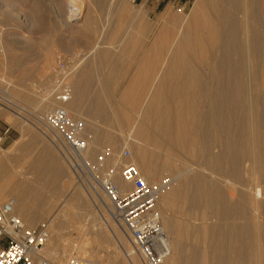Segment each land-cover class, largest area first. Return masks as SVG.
Segmentation results:
<instances>
[{"label":"bare ground","instance_id":"obj_1","mask_svg":"<svg viewBox=\"0 0 264 264\" xmlns=\"http://www.w3.org/2000/svg\"><path fill=\"white\" fill-rule=\"evenodd\" d=\"M22 1L0 0L2 5L8 7L11 16L16 19H20L21 15L18 14V11L13 13L11 8L18 6V3ZM63 1H66V5H64L66 6L65 12H59L58 10L55 12L59 16V23L63 25L73 24L77 29L83 26L81 28H85L89 33L95 37L97 36L95 46L91 51L84 54L83 52L76 53L75 68L83 60L90 59L93 56L99 57L98 54L100 55V52H103L104 57L108 59L110 51L107 53L108 50L105 47L102 50L101 46L104 44V38H102V36H105L104 33L109 37L114 35H121V38L124 37L126 42L119 49H122V51L128 49L130 51V48L134 49L142 46L140 37L143 39V36L148 31H157L152 44L145 49L146 53L140 67L130 78L121 96V98L128 100L126 105L129 104V99L131 103L133 98L135 101L132 100V103H134L136 108L138 107V110L136 109L138 116L135 120L134 118L132 120L129 119L125 114L121 118L125 124L126 133L118 132L117 138L111 132H104L101 135L97 124L90 125L83 114L85 95L82 84L84 80H81L83 75L81 73H79L80 75L77 74L78 77L69 83V87L73 92L72 98L64 106L75 117L83 119L86 125V133L91 142V147L84 152L83 157L91 162L98 161L101 155L99 153L102 152L100 149L102 144L101 137L104 136L113 147H119V141H121V145H129L132 148L129 163L139 167L148 183L155 182V179L160 174H163L161 173L163 169L171 172L174 179L169 186L162 190L158 199V208L161 213L163 226L169 235L171 247V253L166 259V264H264V221L260 220L263 213L261 209L264 206V0H197L185 15L175 13L172 7L168 6L161 14L158 22L153 24L143 22L134 26L130 25V23V26H128L127 21H124V16L127 15L124 12L126 7L125 0L121 4L119 2L117 7L114 6V0H112L113 3L110 4L109 14L106 15L108 19L109 17L111 18L109 21L113 24V27L109 30L105 28L107 25L104 27L103 24L101 27L95 24L94 21L96 15L94 13L95 11H100L99 7L103 1L102 3L99 2L100 0ZM29 8L31 12L28 13V17H38L40 21L42 20L39 30L42 37H47L50 31L44 28L43 23L45 22L43 19L46 11L43 12V9L39 10L32 5ZM54 8L56 9V7ZM136 14L139 17H143L141 9L132 13V16H137ZM40 21L38 20V22ZM77 36H79L78 33L75 37ZM130 43L133 45L130 46ZM137 49L134 50L137 51ZM153 53L157 54L159 59L156 60L154 57L153 59V55H151ZM196 58L203 59V63L208 61L209 67H211V70H207L210 74L205 72L206 76L208 75L207 80H209V85H205L206 88L204 85H200L204 80L202 75L204 72L200 73L202 76L197 75V79L199 81L202 80L201 82L195 81L200 85L198 86L197 84L198 88L197 86L195 87L198 93L193 88L194 84L193 87L190 85L193 79L197 80L194 75L198 73H196V69L191 68V66L194 67ZM86 67V72L89 74L95 69V66L91 64ZM105 79H107V75ZM53 80L50 77L47 81L43 92L36 102V106L31 105V107L35 106L39 112L37 113L42 114V117L44 112H49L50 108L60 104L55 97V91L59 90L61 81H55L53 84ZM193 89L197 93L196 95L195 93L193 94ZM13 90L16 92L14 93L15 96L21 93V90ZM27 94L26 96L28 97ZM196 96L200 98H198L199 100L203 98L207 100V104L205 103L206 105L203 106L199 105V103L197 104L195 102L196 99L195 101L192 100ZM132 103L131 106H134ZM12 106L16 105L11 104V106H5L4 109L14 112L13 115L16 117L15 125L19 120L27 128L29 127L28 124L31 125L55 147L53 148L49 145L50 143L44 140L40 141L41 153L44 156L40 154L33 159L34 176L38 174L36 178H39V173L43 174L45 170L46 173L44 182L43 180L40 182L38 179L37 186L43 185L52 194H60L62 190H68L67 192H69L71 183L63 180L67 177L65 180L69 178L71 181L72 176L65 169V160L61 157L62 154H59L57 148L59 141L55 137L56 132L47 124H44L41 121V117L32 118L31 114L36 112L34 107L27 106L22 112H17L13 110ZM195 106H200V109L197 111ZM259 106L261 107V112L257 114ZM101 113L103 121H107L108 113L106 110L103 112L101 110ZM198 114L201 115L198 116L200 119L196 118ZM4 115L6 116V112ZM198 120L201 123L203 121L208 123L204 124L203 122V125L208 126V129H206L209 132L211 131L209 133L211 140L208 144L204 142L205 140L203 142L200 141L202 142L200 143L195 138L194 140L192 139L199 132L196 135L193 132L192 134L195 136L190 137L191 134L188 130L196 131L197 127L195 126L200 124ZM194 121L199 124L193 126L194 123L192 122ZM201 126L199 125L202 130ZM203 129L204 131H202L205 133L206 129ZM207 130L206 133L208 132ZM88 131L93 134L89 135ZM203 132L200 134L203 135ZM188 138L191 139L189 142L188 140L186 141ZM19 142L21 143V141ZM28 142H31V140ZM198 144H200L199 149L198 147L195 149V146H199ZM214 148H217V151H214ZM3 151L0 148V152ZM19 151L21 152L22 150ZM46 162L52 165L48 164V166L45 164ZM189 162H192L194 166H191V164L188 167L187 163ZM114 163L112 164L113 166L117 164L116 162ZM187 168L189 169L187 170ZM245 170L250 174V183L242 179ZM115 172L114 181L123 190L128 189L129 185L122 179L118 166H116ZM30 179L26 182L21 181L18 186H7L6 183H0V198L3 199L2 195L7 191L11 197L6 200L12 202L15 213L27 225L35 226L39 220L47 218L50 235L47 243L41 248V255L51 264H65L63 262V253H67V249L62 248L63 255L56 256L59 253L58 249L63 231L61 226L66 218L74 217L70 218L74 220L77 216V211H79L78 209H81V206L85 207L82 204H79L80 207L76 206L81 191L71 194L72 198H70L69 202H72L70 204L73 211H71L72 209L69 211V205L62 204L60 210L55 212L53 201L56 195L45 198L43 191L39 194L40 196L35 195L34 190L36 187L32 184L29 185L31 183ZM213 179L226 183V186L229 183L233 184L237 190L238 199L233 202L227 201L221 187L217 185L218 183H214ZM60 180L63 181L60 184L62 189H54L53 187H56ZM75 189L77 188L75 187ZM91 191L92 194L89 195V198L91 197L93 202L91 200L92 204H87L86 206L87 210H89L88 213L92 212L91 208L95 206V211L102 216L100 217L105 222V215H108L113 220L112 207L108 199L98 189ZM244 202L253 208L254 212L252 214L245 210ZM64 204L66 203L64 202ZM64 206L68 208L66 209ZM84 210L81 212L87 214ZM205 210L211 212V218L216 219L215 224L208 225L209 221L207 222V220L209 219H207L208 214L206 215ZM174 211L187 218L175 216L176 213L174 214ZM198 211L199 213L201 211V217L197 215ZM195 216L196 218L197 216L200 217L202 222L195 226L192 225L194 227H189L186 219H195ZM80 217L82 218L83 216L81 215ZM92 219V224L89 223L87 229L83 228L81 223H78V226L82 228L81 231L83 233L88 231L87 233L93 237V241L96 239L97 251L91 253L92 257H94L89 259L95 264H100L97 259L101 257L99 254L104 247H107L109 240L106 238L107 236L99 237L96 234L93 227L98 219L94 213ZM229 219H239L241 222L236 223L233 221L234 223H230V226L229 222H227ZM89 229L92 230L89 231ZM118 229L120 230V233H118L120 237L115 236ZM113 232L116 241L129 262L131 264H144L140 254L133 247L131 248L129 240L121 232V227L116 221ZM190 240L192 243L193 241H201L206 245L205 249L201 250L202 248H198L197 244L195 245L194 243L197 248L189 250L190 245L188 243ZM203 244H201V247ZM85 246L81 243L77 247L82 256L83 254H88ZM108 255H110L114 264H125L124 261H119L117 252L111 251ZM72 256L78 257L81 255L74 252ZM84 257L87 256L84 255Z\"/></svg>","mask_w":264,"mask_h":264},{"label":"rangeland","instance_id":"obj_2","mask_svg":"<svg viewBox=\"0 0 264 264\" xmlns=\"http://www.w3.org/2000/svg\"><path fill=\"white\" fill-rule=\"evenodd\" d=\"M46 1L48 2V4ZM102 1H103V3H102ZM111 1L112 0H100L99 2L102 3V4H100V7H99L100 11L99 12L95 11V13L93 12L94 15L96 14L98 16V18H96L97 16L95 15V20H94L95 24H98V26H101V27L103 26V24H104V27L107 25L105 28L108 30L111 27H113L112 22L109 21V20H111V18L108 16L109 17V19H108L106 16L109 14L108 12H109V9L111 7L110 4L113 3V1L112 2ZM123 1L124 0H114L113 4L115 7H117L119 2L121 4ZM196 1L197 0H125V4H126L125 6L126 7L124 8V12H125V15L126 14L127 15L124 16V21L125 22L127 21L128 26H130V25L134 26V25H137V23H143V22H146L148 24H151V23L153 24L155 22H158V19L160 18L161 14L166 10V8L168 6H171L172 10L175 13H178V14L180 13L182 15H185L190 11V9L193 7V5L195 4ZM104 3H106L105 6H104ZM30 5L38 8L39 10L43 9L42 10L43 12L46 11L45 17H44L45 20L43 19V21L46 22V26H45V22H43V23H44V28H46L47 30L50 31V34L48 35L50 37H48V36L42 37V35L40 33L39 26H41L42 20L40 21V19H38V17L37 18H35V17L32 18L30 16L28 17V13L31 12V9L29 8ZM64 5H66V1H63V0H23L22 2L18 3L19 7L14 6L13 8H11V9H13V11L11 10L13 13H16L18 11L19 12L18 14L21 15L20 19H16L15 17L11 16L10 10H8V7L6 5H2V3L0 2V136H2V140L0 142V148H1V151L4 150L3 152L4 153L6 152L5 154L3 152H0V161H1L0 162V169H1L0 173H2L3 178H5L4 183H6V185L8 184L7 186H9V185H12V186L17 185L18 186V184L21 181L26 182V181H29V179L31 178L30 179L31 183H29V185L30 184L35 185V187H36L34 190L35 195L41 194V191H43V195L45 196V198L50 197L51 195H54V196L56 195V197L54 198V201H53L55 204V209H54L55 212H58L57 210H60V208L62 207V204L66 205V206L69 205L71 207L70 203H72V202H69L70 198H72L71 194L72 193L75 194L76 192L81 191L80 196L78 198V201L76 202V206L80 207L79 204L80 205L82 204L85 207L81 206L82 208L78 209L80 212L77 211V216L75 217L74 220H71L74 217H70L71 219L66 218V220H64L65 225L63 224L61 226V229L63 231L61 234V242H60L59 249H58L59 253L56 256H62L64 254L63 255V262L65 264H68L69 260L72 257H74V256H72V254L74 252H77L78 255L80 254L81 256H79V257H84V255H85V256H87L86 258L93 259L94 256L92 257L91 253H94L97 251L96 250V242H95L96 239L93 241L92 240L93 237L91 235H89V233H87L88 231H86V233H83V231H81L82 228L80 226H78V223L79 224L81 223L82 224L81 226H83V228L87 229V226L89 225V223L92 224L91 220H93L92 219L93 213L98 219V220H96V225L93 227V229H95L94 231L96 232V234L99 237L104 235L105 237L107 236L106 238L109 240V242H108L109 244H107V247H104L101 250L102 254L101 253L99 254L101 256L100 258L97 259L99 261V263L100 264H114V262L110 258V255H108V254H110L111 251H115V252H117V254L119 256V261L122 260V262L124 261L125 264H131L129 262L128 258L125 256L124 252L121 250L118 242L115 239V236L120 237V236H118V233H120V230L118 229L117 232L115 231L116 232L115 234H117V235L113 234L114 233L113 228L115 225V221H113L114 219L112 220V218L108 217V215L107 216L105 215L104 216L106 219V222H105V220L101 218L102 216L99 215V213H97L95 211V209H94L95 206L92 208L90 207L92 212L88 213L89 210H87L88 208H86V206H87V204L91 205L93 202L91 197L89 198V195L92 194L91 193L92 191L88 188L87 184H85L86 181H81L77 178V176L75 174H72L73 171L71 172L72 169L70 168L68 162L66 161V158H64L65 157L64 154L62 153L63 147H62L61 143H59L57 145V148L59 150V154H62L61 157H63V159L65 160L64 161L65 169H67L68 174H70L72 176L71 181L69 180V178L67 180H65L67 177H65L63 180L64 182H70L71 183V188L69 189V192H67L68 190H62V191H60V194H56V193L52 194V192H50L48 189L44 188L43 185L37 186L38 179L40 182H41V180H43V182H44V180H45L44 175L46 173V170L44 171L43 174L39 173L40 177L36 178V176L38 174L34 176L35 173H34L33 159L40 154L42 156H44L41 153L42 148L40 146V141L44 140L47 143H50V142L48 140H46L44 135H42L40 132H38L34 127H32L29 124H28L29 127L27 128V126L26 127H25V125L23 126L19 120V122L16 123V125H15V122H16L15 118L16 117H15V115H13L14 112H10V111H7L4 109L5 106H11V104H13V105H16V106H12L13 110H15L17 112L18 111L22 112L23 109L26 108L27 106H30V107H31V105L36 106V102L39 99L41 93L43 92V89H44V87H45V85H46V83L50 77L54 79L52 81L53 84L55 81H58V80L61 81L60 82L61 86L59 88V90H61L62 86H68L69 87V83L73 82L74 79H76L78 77L77 74L81 73V75H83V76H81L82 77L81 80H84L83 81L84 83L82 82V84H83V90H84L83 92L85 94L84 100H83V114L87 118L86 121L90 125L91 124H97L98 129H100L101 135H103L104 132L105 133L111 132L114 137H116V136L118 137V132L122 131L123 133H126L125 124L121 120L122 116L125 114L131 120H132V118H134V120H135V118L138 116V113L136 112V109L138 107L136 108L134 103H132L135 100L133 98H132L133 101L131 100V103L134 106H131L130 99H129V104L126 105V102L128 103V100L125 98H121V96H122V93L125 91L124 89L128 85L130 78L134 75V73L140 67V64H141V62L144 58V55L146 53L145 49L152 44L153 39H154L157 31L156 32H154V31L149 32L148 31L143 36V39L140 37V39L142 41V42L140 41L142 46L140 48L137 47L138 49L134 48L135 50L137 49V51L130 48L131 49V50L129 49L130 51H128V49H126L127 51L124 50L125 52L122 51V49H119L120 46L122 44H125L124 42H126L124 37H122L124 39L121 38V35H118V36L114 35L113 37H109L106 33H104L105 36H102V38H104L103 39L104 41L102 40L104 44H102L101 46H102V50H104L105 48L108 50L107 53H109V51H110V53L108 54L109 57H107L108 59H106L104 57L103 52L102 53L100 52V55L98 54L99 57L93 56V57H90L91 60L90 59L83 60L81 63L78 64L79 66L77 65L75 68L74 62L76 60V56H75L76 53L77 52H83V54H84L86 52L91 51L93 49V47L95 46V43H96L95 39H97L96 38L97 36L95 37L94 35L89 33L85 28H81L83 26H80V28L77 29L75 27V25H73V24H67V25L60 24L59 23V21H60L59 16H57L55 12H56V10H58L59 12L61 11L64 13L65 7H66ZM102 5L104 6V8ZM54 7H56V9ZM139 9L142 10L143 17L142 16L139 17L138 14H136L138 17L135 15L132 16V13H135ZM37 19L40 22H38ZM55 20H57V21H55ZM109 22H110V24H109ZM129 23H130V25H129ZM77 33L79 36L75 37L77 35ZM73 35H75V36H73ZM92 37H93V40H92ZM132 45L133 44L130 43V46H132ZM49 53H50V55H49ZM151 55H153L152 58L154 57L156 60L159 59V56L157 54L153 53ZM92 58H94V59H92ZM131 59H132V61H131ZM93 60H94V62H93ZM203 61L204 60L201 58H196L194 65H193L194 67L191 66V68L196 69V73H198V74L194 75L196 77V79L198 76L201 75L200 73L204 72L202 74L204 76L203 81L202 80L199 81L198 79L197 80L193 79V81L190 82V85H192V87L194 84L193 88H195L197 86V84H198V86H200L201 84H202V86L203 85L204 86L209 85V80H207L208 75L206 76V74H210V72L207 70H211V67H209L210 64H208V61H207V63L206 62L203 63ZM90 64L95 66L94 68L96 70L93 69L94 71H92V73L89 74L88 72H86V70H87L86 66H88ZM83 68L85 69V71H83L84 70ZM108 70H110V72H108ZM107 72H108V74H107ZM205 72H206V74H205ZM89 75H90V77H89ZM106 75H107V79H105ZM190 76H192V75H190ZM195 81H197V82L202 81V82L199 85V83H197ZM204 81H206V82H204ZM52 82H51V84H52ZM203 82H204V84H203ZM21 86H22V88H20ZM198 86H197V88H198ZM206 86H205V88H206ZM24 88L28 89L29 91L24 89ZM100 88H102V89H100ZM13 89H15L16 91L21 90V93L17 92L21 96L19 94H16V96H15L14 93H16V92ZM195 90H196V88H195ZM263 91H264V89H263ZM24 92H26V93L24 94ZM56 92H57V90L55 91V94H56ZM194 93H195V91L193 89V94ZM197 93H198V91H197ZM197 93H195V95ZM26 94L28 95V97L26 96ZM198 98L196 96L192 100L195 101V99H196L195 102L197 104L199 103V105H202V106L207 104V100H205L204 98L202 100H199L200 98L199 99ZM203 100H204V102H203ZM201 101L203 102V104ZM35 106H32L31 108H33V107L35 108ZM96 107H97V109H96ZM54 108L55 107L50 108V110H52ZM195 108H197V111H198V109H200V106H197V107L195 106ZM129 109H131V110H129ZM35 110H36V108H35ZM50 110H48V111H50ZM101 110H102V112L104 110H106V112L108 113L107 114V116H108L107 121L108 122L103 121ZM258 110L259 111H257V114H259L261 112L260 106H259ZM5 112H6V116L4 115ZM37 112L38 111L36 110V112H33V114H31L32 118H36V116L41 117V121H42V114H38L39 112L38 113ZM40 113H42V112H40ZM46 113L47 112H44V115ZM2 115H4V116H2ZM120 115H121V117H120ZM196 116H197L196 117L197 119H200L198 116H201V115L198 114ZM198 121H196V122H198ZM203 122H204V124H208L205 121H203ZM203 122L201 123V121H199L200 124L199 123H197V124H199L200 126L202 125L201 127H202V130L204 131L203 128L206 129L208 126L203 125ZM192 123H194V125L191 124L193 126L197 125L195 123V121ZM199 125L195 126V127H197V130L199 129L198 131L197 130L194 131V130H190V129L188 130L189 133L191 134L190 137H192L194 134L196 135L197 132H199V134L200 133L202 134L203 131L201 130ZM19 126H20V128H19ZM110 129H111V131H110ZM206 130H205V133L203 132L205 135L200 134L201 135L200 136L197 133V136H196L197 138L193 137L192 139L194 140V138H195V140L197 142H200V141L203 142L205 140L204 142L206 144H208L211 140L210 134H209L211 131L209 132V130H207L208 131L207 133L209 135V137H208ZM23 131H24V133H23ZM200 131H202V132H200ZM30 132H31V135H30ZM193 132H195V133L192 134ZM88 133H89V135L93 134L90 131H88ZM103 137L104 136L101 137L102 144L100 146V149L102 152L99 153V155L101 154L100 156H102L103 154L108 153L106 156V159H105V164H110V161H111V164H113L114 162H119L121 166L129 163L130 157L129 158H123L122 154H123L125 149H128L130 151V153L132 154V148L129 145H125V144L121 145V141H119V144H120L119 147H117V148L113 147L109 143V141L107 142V138L104 137V139H103ZM186 137H187V135H186ZM29 140H31V142H28ZM187 140L189 142V140H191V139L188 138V139H186V141ZM19 141H21V143ZM197 142H196V144H197ZM202 142H200V143H202ZM54 143H55V141H54ZM49 145L52 146L53 144L50 143ZM198 145L199 146H195L196 147L195 149H197V147L199 149L200 144H198ZM21 146H23V147H21ZM28 146H29V148H28ZM52 147L55 148L54 146H52ZM10 148H11V150H10ZM7 150H9V152H7ZM19 150H22L21 151L22 153ZM25 150H27L26 151L27 153L24 152ZM111 151H112V153H111ZM214 151H217V148H214ZM5 158H6V160H5ZM16 158H18V159H16ZM14 159H16V160H14ZM114 159H117V160H114ZM48 162H50V161L48 160ZM48 162H46L45 164L50 165L51 163H48ZM189 163H187L188 167H190L191 164H192L191 166H194V164L192 162H189ZM246 164H248V163H246ZM66 166H68V167H66ZM68 168H69V170H68ZM188 169L189 168H187V170ZM161 173H163V174H160V176L155 179V182L157 180H159L160 178H162L165 174H168V173H169L168 175L171 176L172 179H174V176L171 174V172H169V170L167 171V169H165V170L163 169ZM227 179H226V181H227ZM242 179L245 182L250 183L251 179H250L249 172L247 173L245 170L243 172ZM63 181L60 180V182L56 184L57 186L55 185L56 187H53V188L54 189L58 188V190L62 189V186L60 184H62ZM210 181H211V179H210ZM212 181L216 184L218 183L217 185H219V187H221L222 192L224 193L223 195H224L225 199H227V201L233 202V201L238 199V196L236 194L237 190L233 184L229 183L228 186H226V183L218 182V180H216V179H213ZM228 181H230V179H228ZM153 183H154V181H153ZM219 183H221V184H219ZM74 186L77 189H75ZM79 189H81V190H79ZM73 191H75V192H73ZM225 191H226V193H225ZM65 195H66V197H65ZM10 197H11L10 195H6L5 198L3 196V199L2 198H0V199L2 201H5L7 198H10ZM41 197H43V196H41ZM65 198H68V199L65 200ZM56 200H58V201H56ZM91 200H92V202H90ZM55 201H56V203H55ZM64 202L66 204H64ZM73 204L75 205V203H73ZM66 206H64V208H66ZM70 207H69V211L71 209H72L71 211H73V208L72 207L70 208ZM244 208L247 212H249V214H252L254 212L253 208L246 202H244ZM83 210L86 211L87 214L86 213L84 214L83 212H81ZM261 210H262L261 212H263V213L261 214L260 220L262 219L261 221H264V206ZM205 212H206V215L208 214L207 215V219H209V220H207V222L209 221L208 225H213V223L215 224L216 219L211 218V216H212L211 212L209 210H205ZM175 213H176L175 216H178L179 218L180 217L181 218L186 217V216H183L182 214L174 211V214ZM198 213H199V211H198ZM198 213H197V215H199L201 217V211L199 214ZM81 215L83 216L82 218L80 217ZM200 217L197 216V218H196V216H195L196 220L194 218H190L189 220L186 219V221L188 222V226L194 227L195 225H198L200 222H202ZM193 219H194V221H193ZM69 220H71V221H69ZM210 220H212V221H210ZM45 221L47 223L46 217H45V219L43 218L42 220H39L37 222V224L45 222ZM233 221L236 223L241 222V220H239V219L238 220L229 219V221H227V222H229V224L230 223L232 224V223H234ZM231 224H230V226H231ZM192 225H194V226H192ZM90 230H92V229H89V231ZM101 231H102V233H101ZM121 232H123L122 229H121ZM123 234H124V232H123ZM84 236H85V238H84ZM81 243L84 246L86 244L85 250H87V253H88V254H83V256H82L81 252L78 251L79 249H77L78 245H81ZM189 243H188V245H190L189 250L197 248V247L198 248L200 247V248H202L201 250H204L206 247V245L203 244L201 241H193V243H192V241L190 240ZM194 243H195V245L197 244V247L194 245ZM198 243H199V245H198ZM129 244H131V243H129ZM201 244H203L202 247H201ZM130 246L132 248V244ZM62 248L67 249L69 253L67 252V253L62 254ZM78 252H80V253H78ZM187 252H188V250H187ZM74 255H76V254H74ZM225 264H228V263H225ZM236 264H238V263H236ZM241 264H244V263H241Z\"/></svg>","mask_w":264,"mask_h":264},{"label":"built area","instance_id":"obj_3","mask_svg":"<svg viewBox=\"0 0 264 264\" xmlns=\"http://www.w3.org/2000/svg\"><path fill=\"white\" fill-rule=\"evenodd\" d=\"M72 93L70 87L62 86L55 94L60 104L47 112L42 122L56 132L55 137L63 147L62 153L77 178L86 181L90 190H100L108 199L113 218L144 264H166L171 247L158 208V199L162 190L171 184L172 177L165 174L150 184L133 163L122 166L119 162L115 166L105 164L108 153L95 162L84 158V152L91 147L85 122L64 106L71 100ZM130 156V151L125 149L122 157ZM116 166L120 168L122 179L129 185L128 189L123 190L114 181ZM49 235L46 222L27 225L15 213L11 201L0 200V264H51L41 256V248L47 243ZM68 264L95 263L78 256L72 257Z\"/></svg>","mask_w":264,"mask_h":264},{"label":"crops","instance_id":"obj_4","mask_svg":"<svg viewBox=\"0 0 264 264\" xmlns=\"http://www.w3.org/2000/svg\"><path fill=\"white\" fill-rule=\"evenodd\" d=\"M0 170H1V169H0ZM1 176H2V173H1ZM4 179H5V178H3V176H2V178L0 179V183H1V184L4 183V181H5ZM2 182H3V183H2ZM7 185H8V184H7ZM3 194H4V195H2V196H6V195H8L7 191L4 192Z\"/></svg>","mask_w":264,"mask_h":264}]
</instances>
